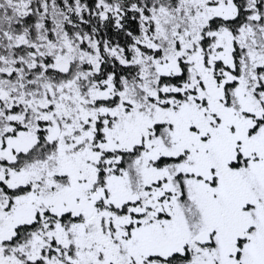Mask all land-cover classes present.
Returning <instances> with one entry per match:
<instances>
[{
	"label": "snow or ice",
	"instance_id": "obj_1",
	"mask_svg": "<svg viewBox=\"0 0 264 264\" xmlns=\"http://www.w3.org/2000/svg\"><path fill=\"white\" fill-rule=\"evenodd\" d=\"M0 264H264V0H0Z\"/></svg>",
	"mask_w": 264,
	"mask_h": 264
}]
</instances>
